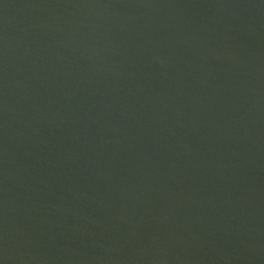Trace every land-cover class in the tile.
<instances>
[{
  "label": "water",
  "instance_id": "obj_1",
  "mask_svg": "<svg viewBox=\"0 0 264 264\" xmlns=\"http://www.w3.org/2000/svg\"><path fill=\"white\" fill-rule=\"evenodd\" d=\"M0 264H264V0H0Z\"/></svg>",
  "mask_w": 264,
  "mask_h": 264
}]
</instances>
